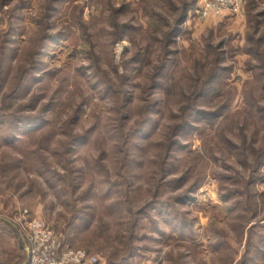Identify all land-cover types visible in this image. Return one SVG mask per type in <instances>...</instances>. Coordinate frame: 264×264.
<instances>
[{"label":"rangeland","instance_id":"rangeland-1","mask_svg":"<svg viewBox=\"0 0 264 264\" xmlns=\"http://www.w3.org/2000/svg\"><path fill=\"white\" fill-rule=\"evenodd\" d=\"M197 3L0 0V264L24 209L96 264H264V0Z\"/></svg>","mask_w":264,"mask_h":264},{"label":"built area","instance_id":"built-area-1","mask_svg":"<svg viewBox=\"0 0 264 264\" xmlns=\"http://www.w3.org/2000/svg\"><path fill=\"white\" fill-rule=\"evenodd\" d=\"M246 0H198L194 12L200 18H229L239 15ZM14 223L27 240V264H96L97 257L87 250L65 248L56 233L41 219L24 209L14 215Z\"/></svg>","mask_w":264,"mask_h":264},{"label":"trees","instance_id":"trees-1","mask_svg":"<svg viewBox=\"0 0 264 264\" xmlns=\"http://www.w3.org/2000/svg\"><path fill=\"white\" fill-rule=\"evenodd\" d=\"M196 6V5H195Z\"/></svg>","mask_w":264,"mask_h":264}]
</instances>
